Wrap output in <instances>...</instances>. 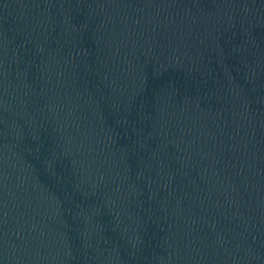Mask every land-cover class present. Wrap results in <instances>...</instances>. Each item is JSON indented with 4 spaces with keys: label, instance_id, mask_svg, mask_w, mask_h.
I'll return each instance as SVG.
<instances>
[{
    "label": "water",
    "instance_id": "1",
    "mask_svg": "<svg viewBox=\"0 0 264 264\" xmlns=\"http://www.w3.org/2000/svg\"><path fill=\"white\" fill-rule=\"evenodd\" d=\"M0 264H264V0H0Z\"/></svg>",
    "mask_w": 264,
    "mask_h": 264
}]
</instances>
